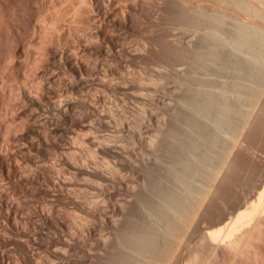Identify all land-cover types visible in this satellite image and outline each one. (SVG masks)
Masks as SVG:
<instances>
[{
	"label": "bare ground",
	"instance_id": "obj_1",
	"mask_svg": "<svg viewBox=\"0 0 264 264\" xmlns=\"http://www.w3.org/2000/svg\"><path fill=\"white\" fill-rule=\"evenodd\" d=\"M64 1H56L53 5L55 10H59L58 4ZM152 1L93 0L92 3L90 0L94 5L90 12L85 8L89 2L78 0V4L73 5L72 19H75L74 16L83 9L82 11L87 13L88 24L83 31H78L80 35L77 34L78 38L75 37L72 48L61 45L59 32V26L69 19L65 17L69 10L50 17L41 12L36 16L34 31L39 30L41 35L35 42L29 41L26 55L33 63L37 62L39 57H46V67L38 71L39 81L36 82L34 79L29 81L24 73L16 72L11 79H7L8 81L3 79L2 84L0 83L2 85L0 87L7 89L5 91L3 88L5 107L9 105L10 108L11 105L16 110L11 119H6L0 138L3 140L5 138L3 136L10 132L11 128L17 130L15 127L21 126H19L21 129L18 127L20 131L13 139L12 136L10 138V135H6V140L8 137L13 140L10 144L5 141L9 152L3 155L5 147L0 149L4 150L3 154L0 152V214L4 215V219H0V243L4 246L0 250V264H13L17 261L20 257L12 259L11 246L24 240L30 247H28L30 251L26 248L24 250L27 256L21 254L23 260L25 258V262L21 259L25 264H112L111 260L114 261V258L124 264H214L215 260L221 258L222 251L229 254L228 262L224 264H231L238 255L253 247L256 238L260 240L264 216V187L257 191L256 199L253 198L255 193L242 196L243 189L241 191L235 189L236 185L239 186L237 183L240 179L244 178L243 175L254 173L251 157L253 146L243 140L238 145L239 139L232 130L235 127L231 125V129L229 125L225 129L223 125L230 120L233 121L232 111L236 109V99L239 96L234 87L238 82H240L238 85L246 84L244 82L246 80H236L238 78L233 73L238 70L234 68L233 72L230 71L235 66L232 64V68H229L230 64L235 60L238 65L240 63L241 68L251 65L254 68L258 66L255 65L258 61V67L263 69L264 66L260 65L264 57L260 59L259 55L263 56L264 53L261 54L257 48L255 52L258 51L259 54L254 53L253 47L256 39L263 38L259 36L251 40H255V43H251L250 39L248 40L249 35L247 37L248 32L241 31H245V26L241 29L242 23L239 24L241 27H238L239 31L247 37L246 42L242 39L244 42L242 44L247 46L248 42L249 46L253 47V52L250 51L251 48L246 52L249 48L247 46L248 48L241 53L242 44L239 40L242 34L238 40L241 45L236 44L237 39L232 45L230 43L232 41L226 39V36L224 39L222 35L219 39V32L210 30L208 33L213 35V38L224 40L222 41L224 45H219L223 47L221 57L226 58L227 54H231V57L235 56L240 61L231 60L227 56L232 61L227 65L228 59L225 61L220 58L217 62L222 59L221 61L225 63H222L223 67L229 68V73L211 66L213 70L210 68L211 70L199 74L204 78L202 81H205L203 87L192 88L183 93L176 84L161 81L166 70L165 65L154 63L145 66L146 70L141 71L134 61V58L140 56L138 52L141 50L137 52L131 49L129 41L132 42L133 38L131 36L132 39H129L128 33L138 29L136 20L141 18L139 16L143 15L144 11L146 13L152 8ZM256 1L264 4V0ZM253 4H256L254 0ZM246 5L250 7L244 3V8ZM253 6L256 9V5H252V8ZM261 10L264 11L260 7L258 14L262 13L264 16ZM250 11L252 12L251 8ZM255 11L253 10V13ZM256 14L257 12L254 17L257 18ZM262 16H259L260 19ZM215 17L214 14L213 18ZM220 19L223 20L222 17ZM261 24L263 23L258 26ZM261 28L264 31V24ZM262 30L260 31L263 33ZM183 37L191 39L187 34ZM245 45L242 46V50ZM257 45L259 44L256 43ZM13 54H11L13 58H10L11 55L9 58L15 63ZM184 68L180 62L171 66L176 73L183 72ZM241 68L239 70L245 72L246 68L242 70ZM246 72L250 74L248 69ZM228 75L233 76L228 78ZM159 79L160 82L157 81ZM261 80L264 83V79ZM242 81L244 83H241ZM93 83L98 84L100 90L97 87L98 90L92 93L90 87ZM250 83H247V86H250ZM117 88L122 92L120 96H125L141 107V117L127 115L119 118L115 117L117 114L114 116L115 110L112 109L114 107H110L114 102L111 101L112 96L108 91ZM211 98L213 100L216 98L221 108L228 109L230 112L227 111L228 116L224 112L215 114L209 110L213 104L210 101V105L207 100ZM165 106L173 107L168 115L160 109ZM159 109L167 116H162ZM94 118L104 131L109 126H114L112 121L116 122V118L117 120L119 118V123L117 121L114 128L120 130L119 132L115 129L120 137L117 135L118 138L113 139L117 134L114 132L113 135V131L111 133L107 130L108 133L107 131L102 133L100 129L96 132L93 128ZM91 119H94V122ZM246 119L249 126L252 124L251 129L248 126L249 130L255 132L260 126L257 121L260 118L247 114ZM263 121L261 124L264 125ZM253 122L259 123L257 127ZM150 124L155 125L152 127L154 131H150L152 133L149 135L144 134ZM99 125L95 126L99 128ZM257 132L256 129L255 135H258ZM10 134L13 135L11 132ZM207 140L212 144L222 145L226 152L225 156L222 155L223 160L219 162L216 175L214 172V176L212 175L214 178L211 177L213 179L210 180L211 190L207 187L210 193L205 194L201 202H197V209L200 210L198 212H201V217L198 215L199 223L206 222L207 226L212 227L205 230L201 224L199 229L196 226L198 232L191 240L193 243L191 242L192 244L188 245L180 256L179 242L176 241L180 240L177 238H181L179 232L183 227L180 226L181 212L179 206L177 207L180 201L175 200L184 193L168 178L170 177L168 172L172 169V164L177 162L182 180H187L186 182L190 180L196 184L198 181L195 177L199 175V165L202 164L204 156L208 157L202 149L207 145L205 142ZM214 153L211 157L217 155L216 151ZM19 163L24 168L22 172L18 171V167L21 166ZM41 168L48 171L51 178L49 185L54 190L53 195H58L42 205L33 202V213L27 215L29 223L26 228L23 227V220L21 221L24 215L21 213L23 216L21 218L18 212L17 215L20 217H17L16 205L7 199L6 194L9 191L4 185L8 183L9 187V182L16 181L21 188L23 183L30 181L36 183L39 180L37 171ZM245 171L249 173L243 174ZM77 178H83L84 186L76 185ZM258 178L260 182L264 180L263 171ZM12 184L13 182L10 187H15ZM253 190L255 189L249 191ZM48 192L45 189V193ZM59 197L58 204L55 199L58 200ZM228 214L233 216L227 219ZM11 232L12 235L6 234ZM139 234L142 235V239H138ZM112 249L115 252L113 254ZM22 261H18L17 264Z\"/></svg>",
	"mask_w": 264,
	"mask_h": 264
},
{
	"label": "rangeland",
	"instance_id": "obj_2",
	"mask_svg": "<svg viewBox=\"0 0 264 264\" xmlns=\"http://www.w3.org/2000/svg\"><path fill=\"white\" fill-rule=\"evenodd\" d=\"M56 1H58V0H0V83L2 82L3 79L4 80L5 79L9 80V78L11 79L13 74L16 72L24 73L26 79L29 81L33 80V79L36 82L39 81L40 78L38 77V71L41 70V68L44 69L46 67L45 66L46 65L45 64L46 57L45 56L39 57L38 58L39 60H37V62L33 63L32 61L28 60L26 54H27V48H28L29 41L33 40V42H35V40L39 39V37L41 35L39 30L34 31V29H35L34 25L36 26L35 19H36V16L40 12L42 14H45L46 16L50 17V16H55L56 13H58V12H61V11L63 12L65 10H69V14H66L65 17L69 18L70 20L68 19V21H63V23L59 26V32L61 35V45H63L64 47L72 48V46H73L72 43H75V40H76L75 37L78 38L77 36L80 35L79 33L81 32V30L83 31L86 28V26L88 24V18L86 15L87 13L82 11L83 9H81L79 11L78 15L76 14L74 16L75 19H72L73 18V10H74L73 5L74 4L77 5L78 0H65L63 3L58 4L59 10H55V7L53 6ZM87 1L89 3H86L88 5H86L85 8L90 10V12H91V10H93V6H94L92 4L93 0H91L92 3L90 2V0H87ZM244 1H247L248 3L244 2ZM244 1L243 0L242 1H239V0H153L152 1V8L149 9L146 13L144 11V14L143 15L141 14L142 16L141 15L139 16V18L141 17L140 18L141 20L137 18L136 24L138 26L137 27L138 29L131 30L128 34H129V39H132V38L135 40L139 39L138 42H137V40L135 41L132 39L131 40L132 42L129 41V43L132 45L131 49H133V50L135 49L134 51L138 52V50H141L138 52L140 54V56L134 58L135 59L134 61L136 62V64L139 65V68H141V71L146 70L145 66L152 65L154 63H161L162 65H165L166 67L164 69H166V70L164 71V75L162 77L163 79H161V81L171 82V83L176 84V86L179 87L180 91L183 93L189 89H192V88L203 87L205 81H202V79H204V78L199 76V74H203L202 72H206V71L211 70L212 69L211 66H213L217 70H220L221 72L229 73V71H228L229 68H232V66L235 65V66H233V68L230 71L233 72L234 68H235V70H238V71L234 70L235 72L233 73V74H235L236 78H238L236 80L241 79V80L248 81V82L244 81L246 84H240V85H238L240 82L237 81L238 82V84L236 83L237 86L236 87L233 86L234 89H236V91L239 92V96L236 99V109H235V111H232L233 112L232 118L230 116V118L233 119V121L232 122H231V120L228 121V122H230V124L228 122L224 123L223 128L227 129L229 125H230V127L232 125V127H235V129H232V127H231V129L233 131H235V135L239 139L238 145L240 144L241 140H243L245 143L251 144L253 146V150L251 153V157L253 159V164L252 163L251 164L254 168V173L249 175V174H247V173H249V171L248 172L245 171L246 173L243 172V174H247V175H243L242 177H244V178H241L240 181L237 183V184H239V186H237L235 184L237 188H235V186H234V188L238 191L239 190L241 191L243 189L242 196H246L249 193H250L249 195H252L253 193H255L253 198L256 199L257 198V191L264 187V180L262 182H260L261 180H259V178H258V177H260L262 171L264 172V168H263L264 167V125L261 124L262 123L261 121L264 120V101H263L264 100L263 99L264 98V90H263L264 83L262 82L263 80H261V78L264 79V73H263L264 68L263 69L259 68L258 67L259 63L257 61V63L255 62V65L258 64V66H255L254 68L252 65L249 66L250 68L245 67L246 69H248L250 71V74H249V72H246V69L244 67L241 68L240 63L238 65L237 61L234 60V59L239 60V59H237V57L235 58V56H234V58H233L230 56L231 54L230 55L227 54L229 59L234 60L233 62L231 60H229L227 56H226V58L228 59V61L226 60V58L221 57L222 56L221 55V49L223 47L219 46L222 44L224 45V42L222 43V41H224V40H222V41L220 40L221 43L219 41V39H221L222 35H223V38L226 36L227 37V38L225 37L226 39H229V41L231 40L232 42H230V43L232 45H234L233 43H234V40H236V39H237V43L236 42L235 43L240 44V42H238V40L241 36L240 34H242L241 33V31H242V32L250 33V34L247 33V37L249 35V38H248V40L250 39L249 41H251L255 38H258L259 36H262L263 41L260 40V37L258 38L259 40L256 39L257 42L254 40L259 45L256 46V43L254 41H251V43H255V45L253 46V47H255L254 53L258 52V51L255 52L256 48L259 49V52L261 51L260 52L261 54L264 53V47H263L264 46L263 45L264 44V36L262 35V34H264V31L261 28V26L264 24V19H263L264 16H262V13L258 14V10H260V7H261V9H264V7H263L264 4L263 3L260 4L259 1L255 2V0H254V3H256V4H253V0H250V3H252V4L249 5L250 4L249 0H244ZM244 3L248 4L250 7H248L246 5L244 8ZM252 5H256V7H255L256 9H254V6L252 8ZM240 6H242V7H240ZM257 7H258V9H257ZM250 8H251L252 12L250 11ZM253 10L254 11L256 10L255 12H257V14H258V15L256 14L257 18L260 19L261 16L263 18L258 20L256 17H254L255 12L253 13ZM261 12H264V11L261 10ZM223 13H224V15H222ZM247 13H249V14H247ZM214 14L216 15L215 18H213ZM217 14L220 16L222 15L221 17L223 18V20L220 19L221 17L219 16L220 17L219 18ZM218 18L224 22L221 23L222 21H220ZM141 23H142V25H141ZM260 23H263V24H261V26L259 27L258 24H260ZM239 24H241L240 26L242 28L239 26ZM243 24H245V25H243ZM246 25H248V27H246ZM244 26H245V29H244L245 31L241 30V29H243ZM238 27L241 28L240 29L241 31H239ZM139 28H141L142 30L140 29L141 30L140 31ZM247 29H248V31H247ZM210 30L215 31V32H219L218 34H220V36H219L220 38L218 40H216L217 37L213 38L212 37L213 35L212 36H211V34L209 35L208 32H210ZM260 30H262L263 33ZM78 31H80V32H78ZM130 33H131V35H130ZM77 34H79V35H77ZM184 34H187L188 36H190L191 39H187V38L185 39V37H183ZM250 35H252L251 38H250ZM131 36H132V38H131ZM241 37L242 38L239 41H241V44H242V43H244V42H242V39H243V41H245L247 37H245V35L243 36V34ZM146 39H147V41H146ZM218 41H219V43H218ZM258 41H259V43H258ZM225 42H228V40H225ZM137 43H138V45H137ZM142 43H144V44H142ZM145 43H146V46H145ZM216 43H218L219 47L216 45ZM230 43H229V45H230ZM260 43H262V44H260ZM130 44H129V46H131ZM140 44H142V45H140ZM246 44H247V46H249L248 42ZM215 45H216V47H215L216 49L212 48ZM243 45H245V44H242V46ZM250 45H253V44H250ZM140 46H141V48L139 49ZM143 46L145 48H143ZM242 46L241 47L239 46L241 53H243L245 51V49L248 48L245 45L244 49L242 50V48H243ZM235 47H238V45H235ZM253 47L249 46V48H248V50H246V52L249 51L250 48H251L250 51L253 52V50H252ZM260 47H262V48H260ZM238 48H236L237 49L236 51L239 52ZM143 52H145V53H143ZM259 52H258V54H259ZM11 54H13V56L15 57V60H14L15 63L13 61H11V59H10L12 57ZM15 54H16V56H15ZM217 55H218V57L219 56L220 57L218 58ZM9 56H10V58H9ZM259 57L261 59L264 57V55L263 56L259 55ZM220 58L225 59V61H227L226 64L229 61L232 62V63L230 62L231 64L230 63L227 64V65L230 64V67L229 66H228L229 68L227 67L228 69H226V67L225 68L223 67L224 66L223 64H225V63L221 61L222 59L220 60L221 63H220V61L217 62ZM7 59H9V60H7ZM209 59L210 60L212 59V60L210 61ZM213 59H215V60H213ZM89 60L91 61L92 58ZM261 60H263V62ZM261 60H259L260 63L262 62L260 67L264 66V65H262V64H264V58ZM12 62L14 63V65L12 64ZM176 62H180L181 64H183V66H185L183 72L176 73L174 70L171 69V66ZM7 63L8 64L10 63V64L8 65ZM212 63H215L216 65L215 64H214L215 66L212 65ZM219 63H220V65H219ZM217 64H218V67H217ZM221 64H222V66H221ZM206 65H208V66H206ZM237 65H238V67H236ZM241 65L243 66V64H241ZM239 66H240L241 70L245 69L246 73L244 72V70H243V72H241L239 70L240 69ZM251 67L253 70L251 69ZM256 67H258V68H256ZM205 68H207L208 70ZM218 68H220V69H218ZM223 68L225 70H227L228 72L224 71ZM255 68L257 70L258 69L259 70L256 71ZM251 71L252 72L256 71V72L252 73ZM258 73H260V74H258ZM261 74L263 76H261ZM231 76H233V75H228L227 77L232 78ZM222 78H225V77L222 76ZM241 80H239V81H241ZM157 81L160 82V79ZM244 82L242 81L241 83H244ZM247 83H250V86H247ZM260 83H262V84H260ZM1 84H0V86H2ZM93 84L90 87V88H92V89H90L91 92L92 91L95 92L99 88L98 84H95V83H93ZM163 84H165V83H163ZM261 87H262V89H261ZM3 88L4 87H0V132H2L4 125L6 124L7 120L11 119L12 116L15 115L14 111H16L15 108H13L11 105H10V108L8 107L9 105H7L5 107V105H6L4 103L5 94L3 92ZM95 88H96V90H95ZM117 89L113 90V91L112 90L108 91V94L111 93L110 95L112 97L111 96L110 97L112 98L111 101L114 102L113 105L115 104L114 106L113 105L110 106V107H114V108H112L115 110L114 111L115 113L113 112L114 116H115V114H117L118 116L116 115L115 117H119V118L125 117L127 115L133 116V117H135V116L141 117V114H142L141 107L138 106L137 104H135L133 101L126 98L125 96H123V95L120 96L122 94V92L120 89H118V90ZM4 90L7 91V89H5V88H4ZM99 90H100V88H99ZM1 92H2V94H1ZM116 96H118V97H116ZM113 97H115V98H113ZM211 99L207 100V101L210 105H211V103L213 104V105H211V108L213 109V111H212V109H209V110H211V112H215V114H223L222 112H224L225 115L228 116V114H227L228 109L225 110V109H223V107L221 108L220 105H218L219 102L216 100V98H214V100H213V98H211ZM220 100H223V99H220ZM111 101H110V105L112 104ZM118 101H119V104H118ZM210 101H212V102L210 103ZM2 103H4V105H2ZM163 108H165V109H163ZM172 108H173L172 106L171 107H166V106L160 107V109L164 110L167 115L172 110ZM160 109H159V111H160ZM164 111L160 113L162 116L166 115ZM247 114L250 116H256V117L261 119V121H260V119H257V121L260 124L259 123L255 124L257 121H255V123L253 122L254 125H256V127L258 124L260 125V126H258V128L260 127L259 129L255 127L258 131L257 132L258 135H255L256 134L255 128H253V129H255V132L253 129H252L253 132L249 130L250 126L252 128V124L249 126V124H248L249 121L246 119ZM119 118H118V120L116 118V122H114V120L112 121V124H114V126L111 125V127L109 126V128H107V130L111 131V133L113 131V133H112L113 135L117 132L116 130H118L117 128H114V127H115V124H117V121L119 123ZM94 119H95L96 124L99 125V122H97L98 120H96V118H94ZM94 119L93 120L91 119V121L94 122ZM95 122L93 123V128L95 129L96 132L97 131L99 132L102 127L99 125L98 126L99 128H97L95 126L96 125ZM261 125H263V126H261ZM19 126L15 127V128H17V130L16 129L14 130L13 129L14 127L11 128L10 132L14 136L11 135L10 132H8L9 134L7 133L6 135H10V138L12 136V139L14 137H16L17 136L16 133L18 134V132L21 129L20 128L21 126L20 127ZM150 126H151V128H150ZM248 126H249V128H248ZM18 127L20 129H18ZM152 127L154 128L155 125L154 124L148 125L149 129L146 128V130H148L149 132H147L145 130L144 134L147 133V135H149V133H152V132H150V131H154V129ZM107 130L105 129V131H107ZM103 131H104V129L103 130L101 129L102 133H106L105 131L104 132ZM108 131H107V133H108ZM118 131L120 132V130H118ZM248 131H250V133L247 134ZM119 132H117V134H115L114 137L111 136V138L113 137V139H114L117 137V135L119 136ZM0 134H2V133H0ZM109 134H110V132H109ZM112 134H110V135H112ZM6 135L3 136V137H5V138H3V140H2V138H0L1 139L0 149H1V147L2 148L5 147V148H3L5 150V152L3 149L0 151L1 153L4 152V154L2 153L3 155H6V152L7 153L9 152L8 144H10L13 141L9 137L6 140V138H7ZM185 136H189V135L185 134ZM0 137H1V135H0ZM9 140H11V141L9 142ZM5 141H7L8 144ZM205 142L207 145L202 147V149H203V152L205 154H208V157L205 158L207 155L204 156L202 164L199 165V171L200 172H198L199 175L197 174L198 177L197 176L195 177V180L198 181L196 184H194L193 182H190V180L188 182H186L187 180H184L185 182L182 180V177L180 176V173H179L181 171V169L179 168L180 166L176 164L177 162H175L176 165L174 163L172 164L173 166L171 165L172 169L169 170V172H168V174L170 176L168 178H170L171 181H173L177 184L178 190H180L181 192L184 193V194L182 193L183 194L182 196L178 197L179 199L175 200L176 202H177V200L180 201V202L178 201L179 203L177 204V207L179 206L178 208L180 209L179 211L181 212L180 216L182 217V219L180 217L179 222L181 224L180 226H182L184 228V230L182 227H181L182 229L180 228L182 233L179 232V235L181 236V238H177V237H179V235L176 237L177 239H180L181 241L183 239V241L181 242L180 240H178V241L175 240L176 242H179V244L176 242L175 243H176V245L177 244L179 245V246L178 245L177 246L180 249L178 251L180 256H182L186 247L193 243L191 240L197 234L198 231H196V229L197 228L199 229V224H201V227L204 228L205 230L207 227H209V228L212 227V226H207L206 222L205 223H203V222L199 223L200 220L198 219V217L199 216L201 217V214H200L201 212H198L200 210H198L199 208L197 209V207H198L197 204L202 201V198H204L206 196L205 194L210 193V191H208V190L209 189L211 190V188H212V185H211L212 182L211 181H213V179H211V177L214 178L213 176L216 175L217 168H218V166H220L219 162L221 163L222 161H220V160H223L222 155L225 156L226 152L223 150V147L220 144L215 145V144H212L208 140ZM214 151L217 152V155H216L217 158L218 157H221V158L217 159L216 156L214 157L213 155L211 157V154H215ZM209 154H210V158H209ZM211 160H212V162H211ZM214 163H215V165H214ZM20 165L22 166V164H20ZM21 166L18 167L19 172H22L24 170L23 166L22 167ZM177 166H179V167H177ZM212 167H213L214 171L212 170ZM37 172L39 175L38 182L35 183V182L30 181L28 183L26 182V184L23 183L21 186L22 189L20 188L19 184L16 183V181L9 182L10 185L13 182L12 185L15 186L16 188L12 187V186L10 187V185L8 187L7 182H6L7 185H4V187L6 186L8 191H9V192L7 191L8 193L6 194V197H8L7 199L10 201L12 200V203L16 205V209H17L16 215L18 214V212H19V215L21 216V218L23 217L22 214L24 215V218H22L21 221L23 220L22 222H24V225H23V223H22V225H23V227L25 226L26 228L28 227L27 225L29 223V222H27V217H29L27 215H29V214L32 215V213H33V209H34V203L33 202L35 201V202H37V205L38 204L42 205V204L48 203L49 201H52V198L57 197V195H58V194L53 195L54 190L51 189L52 187H50V185H49V183L51 182L49 180L51 178H49L48 171L44 168H41ZM214 172H215V174H214ZM177 176H178V178H177ZM181 180L183 181L184 184L182 183ZM79 181H82V182H79ZM83 181H84L83 178H77L76 179V182H77L76 185H82ZM256 185H258V186L256 187ZM82 186H84V184ZM207 187L208 188L210 187V188L208 189ZM9 188H11L12 190ZM14 188H15V190H14ZM45 189L49 191L48 194H50V195L45 193ZM252 189H255V190H253L252 192L249 191ZM10 190H11V192H10ZM202 195H203V197H201ZM199 197H201V198L199 199ZM59 199H60V197L58 198V200L55 199L58 204L60 202ZM219 199H221V198H219ZM219 199H218V201H219ZM221 200H224V199H221ZM219 203H221V202L219 201ZM222 204H220V205H222ZM226 205H227V203H226ZM229 206H227V207H229ZM19 215H17V217H20ZM229 215L230 214H228L227 219H229L233 216V214L230 215V217H229ZM25 216H26V218H25ZM0 217H1L0 218L1 220L4 219L3 214L2 215L0 214ZM182 223L185 227L182 225ZM186 223H188V224L186 225ZM196 226H197V228H196ZM262 226H263V228L261 227L262 235H261V237H259L261 241L258 238H256L253 242L254 243L252 245L253 247H251L250 250H247V251H244L243 253H241L242 255L241 254L238 255L231 262V264H264V238H263L264 237V216L262 218ZM209 228H207V229H209ZM6 234L12 235V232L6 233ZM140 234H141V231H140ZM140 234H139L140 237L137 235L138 239L139 238L142 239V235H140ZM45 235H46V233H45ZM27 244L28 243H26V241L24 240V241H20V243H15L11 246V248H12V259H13V257L14 258L20 257L19 259L17 258L18 260L14 259V260H17V261H15L16 263L14 262L15 264H17L18 261L21 262L23 260L22 256H24V254H25V256H27V254L24 252L25 248L30 251V249H29L30 247ZM3 248H4L3 244L0 243V250ZM255 251H256V253H255ZM111 252H112V254L115 253L113 251V249ZM254 253H255V255H254ZM21 254H22V256H21ZM223 258H226V259L223 260ZM114 259L118 261V259H116V258H114ZM227 259H229V254L225 251H222L221 258L218 260H215L216 263H214V264H220V263L224 264V262H226V261L228 262ZM115 260L114 261L111 260V263L112 264L123 263V262H121V260H120V262L119 261L117 262ZM23 261L25 262V258ZM23 261H22V263L25 264ZM22 263H20V264H22Z\"/></svg>",
	"mask_w": 264,
	"mask_h": 264
}]
</instances>
